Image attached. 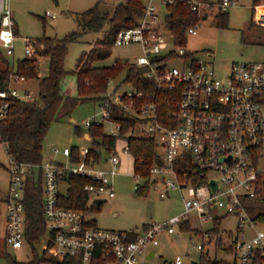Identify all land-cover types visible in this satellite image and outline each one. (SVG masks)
<instances>
[{
    "label": "built area",
    "instance_id": "obj_1",
    "mask_svg": "<svg viewBox=\"0 0 264 264\" xmlns=\"http://www.w3.org/2000/svg\"><path fill=\"white\" fill-rule=\"evenodd\" d=\"M167 1L170 0H161L164 4ZM189 2L192 8L199 9L203 0ZM217 4L226 9L231 0ZM253 9L255 22L264 24V0L254 3ZM45 14L52 16L48 11ZM199 24L198 19L187 26L186 32L195 33ZM162 26L166 24L159 18L156 2L148 0L135 25L116 31L113 43L136 42L141 52L133 59L114 58L112 62L133 63L137 78L143 79L142 87L131 78L124 79L123 72L122 79L131 88L117 91V86H107L99 97V117L87 118L84 123H108L107 132L117 138L121 136V123L114 116L115 110L134 119L141 133L155 140L159 154L147 179L159 183L161 196L178 189L181 210L164 220L144 223L139 230L98 226L85 219L86 202L78 207L61 201L59 192L67 187L62 176L72 173L86 177L82 187L89 195H95L93 202L99 205L105 199L103 194H115L113 176L118 172V154L110 150L104 156L107 166H102L97 164L99 160L86 158L88 146L80 147L77 160L70 158V146L53 147L54 153L61 151L66 158L50 157L37 164L41 168L42 212L49 236L44 253L35 264H151L147 260L155 255L151 245L158 243V234L175 232L180 223L189 220L190 212H195L201 221L233 215L235 233L226 243L219 236L218 247L229 254L224 257L235 264H264V220L255 218L253 209L264 205V62L233 60L219 76L207 58L176 44L167 26L173 46L163 49L166 35ZM15 38L9 0H0V46L7 55L14 53ZM23 40L24 53L34 54L31 38L23 36ZM176 59L179 64L170 63ZM12 61L10 64L14 65ZM25 78L14 70L9 73L7 90L0 91V117L5 113L4 97L8 93L35 98L30 89L13 84ZM0 141L6 148L7 142ZM123 150L131 153L127 139ZM7 156L4 241L20 248L26 218L22 190L31 164L11 154ZM133 174L141 177L134 170ZM211 179L217 183L214 190ZM97 198L101 200L97 202ZM211 227L199 230L204 241L193 243L194 246L202 249L205 241L212 240ZM151 249L153 252L148 255ZM157 264L185 263L182 254L176 253Z\"/></svg>",
    "mask_w": 264,
    "mask_h": 264
},
{
    "label": "rangeland",
    "instance_id": "obj_2",
    "mask_svg": "<svg viewBox=\"0 0 264 264\" xmlns=\"http://www.w3.org/2000/svg\"><path fill=\"white\" fill-rule=\"evenodd\" d=\"M97 0H9V6L14 18V53L7 55L4 48L0 46V66L4 65L3 57H8L15 63L16 58L26 54L23 51V36H29L35 48L37 76L26 77L22 81H13L18 88L27 87L35 97H38L39 77L49 73V57L46 54H37L44 48L40 40L42 35H55L61 37L77 27L75 12L82 11L93 5ZM120 0H98L99 6L111 10L113 4ZM148 0H143L146 3ZM158 7V14L161 21L164 20L166 12L165 4L161 0H154ZM260 1V0H258ZM218 0H203L199 5V26L195 33L188 32L184 47L193 51L195 55L207 58L217 75L222 76L233 60H257L264 62V24L255 22V11L253 0H231L226 10V24L218 25L216 14L220 11ZM48 11L52 16L45 14ZM205 15L203 16V14ZM82 31L74 40L67 44V51L64 56L63 65L67 70L75 66L77 57L83 50L90 48H106L107 55L98 59L95 63L109 64L114 58L133 59L141 52L136 42L122 44L101 43L103 29ZM161 31L165 33L166 40L163 49L172 47L173 43L168 35L166 26ZM210 48V49H208ZM212 51L211 54L207 52ZM179 64L178 59L170 62ZM123 72H119L108 82V88L117 86L116 90L121 91L131 88L129 83L123 79ZM76 77L71 71L67 72L61 80L62 92L76 95ZM100 99L79 98L75 101L71 110L61 115H54L50 120L42 136L43 159L54 157L64 160L66 157L61 151L53 152V147L61 149L63 146H90L92 141L88 134L84 120L87 118L96 119L99 117ZM76 125L78 127H76ZM104 128H109L104 123ZM133 133H141V127L137 124L132 130ZM126 143L125 134L117 136L112 148L119 158L118 172L113 176L114 196H106L99 205L94 201L95 195L90 194L86 201L84 212L85 219L98 226L115 229L139 230L144 223L164 220L171 214L182 208V196L178 189H170L165 195L159 194L158 182L150 181L149 185L141 191H136L135 184L144 183V177H137L133 174L132 155L127 154L123 147ZM161 151L160 147H157ZM108 150H102V157L97 164L107 166L104 156ZM264 161V159H263ZM8 156L3 143L0 141V264H28L36 257L44 253L46 242L49 236V227L46 225L39 235L38 240L30 242L23 236L22 246L15 248L4 241L3 214L5 213V202L3 191L8 181ZM35 165V164H34ZM189 222L200 229L213 225V221H201L195 212H190ZM236 218L231 214L221 216L217 220V235L226 243L235 233ZM176 227V231L168 233L162 231L158 234V243L151 245L155 249V255L147 261L151 264L159 263L163 258H170L179 253L184 257L185 264H192V259H198L201 253L207 252L210 255L229 257V254L221 247L216 246L214 239L216 234L211 235V241H205L202 249L193 245L196 242L204 241L200 231Z\"/></svg>",
    "mask_w": 264,
    "mask_h": 264
},
{
    "label": "trees",
    "instance_id": "obj_3",
    "mask_svg": "<svg viewBox=\"0 0 264 264\" xmlns=\"http://www.w3.org/2000/svg\"><path fill=\"white\" fill-rule=\"evenodd\" d=\"M220 1V0H218ZM258 0H253V4ZM143 0H120L113 4L111 10L103 9L98 0L88 8L75 12L77 27L61 37L55 35H42L40 40L44 48L37 54H46L49 57V73L39 77L38 97L26 99L8 93L4 99L7 102L6 110L0 117V139L7 142L5 151L19 161H25L31 165L24 177L22 201L26 214L24 223V237L32 242L38 240L43 231L45 219L42 212V175L41 168L37 165L43 159L42 136L54 115L67 113L79 98H97L102 95L108 86L109 79L119 72H124V79L131 78L139 87H142V78H137L138 70L133 63H123L119 60L109 64L95 63L107 55L106 48H90L83 50L77 57L75 66L67 70L64 65V56L67 44L74 40L82 31L103 29L101 43L113 44L116 31L124 26L135 25L143 11ZM166 12L164 21L176 44H183L186 40V28L200 18L199 9L191 7L189 0H170L165 3ZM216 14L218 25L226 24V10L219 7ZM4 65L0 66V91L7 90L9 73L14 70L25 77L37 76L36 54L25 55L16 58L14 65L10 64L7 57L2 58ZM73 72L76 77V95L62 92L61 80L67 72ZM144 88V87H143ZM169 106V104H168ZM115 118L121 123L120 135L125 134L128 147L133 158V170L144 177V183L135 187L141 191L149 185V168L153 162L159 160L155 140L143 133H132L135 120L131 119L119 109L114 112ZM76 127H78L76 125ZM88 135L92 141L88 146L86 158L92 157L100 160L102 150H112L115 136L110 135L104 128V123L92 121L87 125ZM70 158L77 160L80 157V147L70 146ZM35 164V165H34ZM67 187L59 192L63 203L82 207L88 192L83 189L86 177L72 173L63 176ZM264 189V180H263ZM264 191V190H263ZM254 209V217L264 220V205ZM217 218L214 219L210 228L211 235L218 231ZM179 227L196 232L198 227L192 225L189 220L180 223ZM221 242L216 237V246ZM40 257H36L28 264H35ZM198 264H235L224 256L201 253L197 259Z\"/></svg>",
    "mask_w": 264,
    "mask_h": 264
},
{
    "label": "crops",
    "instance_id": "obj_4",
    "mask_svg": "<svg viewBox=\"0 0 264 264\" xmlns=\"http://www.w3.org/2000/svg\"><path fill=\"white\" fill-rule=\"evenodd\" d=\"M205 15V13L203 14V16ZM208 49H210V48H208ZM211 52L212 51H209V52H207L208 54H211ZM27 87H24V89H26ZM127 154H131V153H127ZM52 157H54V155L52 156ZM57 158V157H56ZM57 159H59V158H57ZM59 160H62V159H59ZM132 160H133V158H132ZM133 162V161H132ZM9 177V176H8ZM7 185H8V181H7ZM6 189H7V186H6ZM6 189L3 191V200H4V202H5V194H6ZM5 208H6V206H5ZM5 215H6V210H5V213L3 214V226H4V223H5ZM155 250V249H154ZM150 251V250H149ZM149 254V253H148ZM151 255V254H150Z\"/></svg>",
    "mask_w": 264,
    "mask_h": 264
},
{
    "label": "water",
    "instance_id": "obj_5",
    "mask_svg": "<svg viewBox=\"0 0 264 264\" xmlns=\"http://www.w3.org/2000/svg\"><path fill=\"white\" fill-rule=\"evenodd\" d=\"M85 135H86V136H89L88 134H85ZM210 183H211V185H212V190H214V189L217 187V183H216L215 179H211V180H210ZM100 200H101V198H97V199H96L97 202L100 201ZM152 252H153V250L151 249V250L149 251V254H148V255L152 254ZM193 264H196V259H193Z\"/></svg>",
    "mask_w": 264,
    "mask_h": 264
}]
</instances>
